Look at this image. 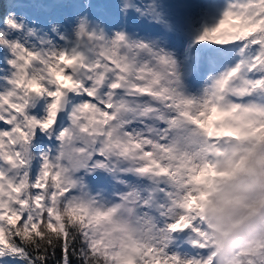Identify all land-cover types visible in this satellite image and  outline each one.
<instances>
[{
	"label": "snow or ice",
	"instance_id": "1",
	"mask_svg": "<svg viewBox=\"0 0 264 264\" xmlns=\"http://www.w3.org/2000/svg\"><path fill=\"white\" fill-rule=\"evenodd\" d=\"M0 264H264V0H0Z\"/></svg>",
	"mask_w": 264,
	"mask_h": 264
}]
</instances>
